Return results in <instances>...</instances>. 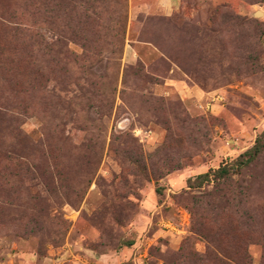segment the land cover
Masks as SVG:
<instances>
[{
	"label": "rangeland",
	"instance_id": "374dc122",
	"mask_svg": "<svg viewBox=\"0 0 264 264\" xmlns=\"http://www.w3.org/2000/svg\"><path fill=\"white\" fill-rule=\"evenodd\" d=\"M262 131L264 0H0V264H264Z\"/></svg>",
	"mask_w": 264,
	"mask_h": 264
},
{
	"label": "trees",
	"instance_id": "16d2710c",
	"mask_svg": "<svg viewBox=\"0 0 264 264\" xmlns=\"http://www.w3.org/2000/svg\"><path fill=\"white\" fill-rule=\"evenodd\" d=\"M56 43H51L48 46L47 55L51 57L53 54H57V51L53 50V47ZM52 52V53H51ZM53 58L51 57L49 62H53ZM20 135V132H18ZM16 146L20 144L19 138L15 137ZM26 149L22 145L19 149L9 151L13 154L14 158L19 161L18 167L23 165L21 160L27 157ZM264 153V131L259 133L255 139L253 144L240 153L235 159L228 160L222 164H220L216 169H208L206 172L202 174H198L193 178H189L186 180V186L197 187L202 184H212L213 190L206 192V197H210L213 199H222L227 198L229 196L234 195L238 200L242 201L241 203H245V199L249 197L250 191L253 188V180L247 181L244 185L236 184L234 187H230V182L233 177H236V180L239 179L244 173L251 170L256 162L259 160L260 156ZM0 157L4 158V154ZM8 158V157H5ZM250 183V184H249ZM225 186V187H224ZM240 205V203L238 204Z\"/></svg>",
	"mask_w": 264,
	"mask_h": 264
},
{
	"label": "crops",
	"instance_id": "0c3cea01",
	"mask_svg": "<svg viewBox=\"0 0 264 264\" xmlns=\"http://www.w3.org/2000/svg\"><path fill=\"white\" fill-rule=\"evenodd\" d=\"M179 0H156L158 8L165 14L169 13L175 6H177Z\"/></svg>",
	"mask_w": 264,
	"mask_h": 264
}]
</instances>
